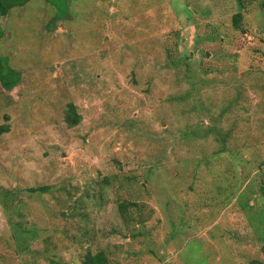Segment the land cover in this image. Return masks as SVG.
I'll return each instance as SVG.
<instances>
[{"label": "rangeland", "instance_id": "1", "mask_svg": "<svg viewBox=\"0 0 264 264\" xmlns=\"http://www.w3.org/2000/svg\"><path fill=\"white\" fill-rule=\"evenodd\" d=\"M251 1L240 27L237 0H28L0 16L1 62L20 73L12 90L0 81V264L101 249L110 264L264 260Z\"/></svg>", "mask_w": 264, "mask_h": 264}, {"label": "trees", "instance_id": "2", "mask_svg": "<svg viewBox=\"0 0 264 264\" xmlns=\"http://www.w3.org/2000/svg\"><path fill=\"white\" fill-rule=\"evenodd\" d=\"M28 0H0V16H6L13 8L18 7V6H22L24 5ZM239 7L241 8V11L236 13L233 16V22L234 25L236 27H240L241 21L243 19V11L244 9L247 8V6L252 2L251 0H237ZM261 3V7L264 8V0L260 1ZM170 59V63H175L176 62V58L171 56L170 54L167 56ZM189 58H191V56L189 55ZM1 58H0V81L3 85L4 88L6 89H13L14 87H16L19 83V72L16 70H11V69H7L4 68V65L1 62ZM5 117H9V116H5ZM66 121L68 123V125L70 126H75L77 124L80 123V121L82 120V115L77 111L76 109V105L74 103H71L69 105V107L66 110V115H65ZM10 125L5 124L2 125L0 124V133H4V132H8L10 131ZM236 155L240 156L239 153H236ZM205 163H209L208 160L205 161ZM259 168H263V165H260ZM249 180H251V178H249ZM260 186L264 192V183L261 182ZM50 188V186H48ZM30 191L33 192H40L46 190V186H42V187H32L29 188ZM7 195L9 196V193H7ZM137 205L136 202L130 201V200H124L119 204L120 207V212L121 214L124 215V217H129V213L128 210L130 207ZM66 214V212H65ZM18 232H25L28 233L29 230L26 228H22L20 225L18 227H16ZM263 236H264V232ZM262 252L264 253V246L262 249ZM50 261L52 262V264H64L61 263L59 260H56L55 258H50ZM81 264H110V261L108 259V256L106 254V252L104 250H97L96 252H93L91 250H87L86 253L84 254L83 258H82V262ZM250 264H264V260L263 259H253Z\"/></svg>", "mask_w": 264, "mask_h": 264}]
</instances>
